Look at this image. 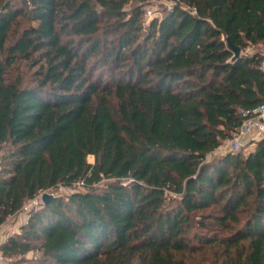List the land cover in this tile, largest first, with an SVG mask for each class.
<instances>
[{"label": "trees", "instance_id": "obj_1", "mask_svg": "<svg viewBox=\"0 0 264 264\" xmlns=\"http://www.w3.org/2000/svg\"><path fill=\"white\" fill-rule=\"evenodd\" d=\"M148 1L0 0V225L72 190L2 256L264 264V138L216 154L264 102V0Z\"/></svg>", "mask_w": 264, "mask_h": 264}, {"label": "rangeland", "instance_id": "obj_2", "mask_svg": "<svg viewBox=\"0 0 264 264\" xmlns=\"http://www.w3.org/2000/svg\"><path fill=\"white\" fill-rule=\"evenodd\" d=\"M173 5H174V0H149L144 7V14H143L144 23L145 24L149 23L153 18H161L163 11L169 10ZM147 12H150V15H147ZM253 147H254V143L251 144L250 138L245 137L242 139L238 151H243V153L246 154ZM227 152H231V150H230V146L225 144L216 151V154L217 155L225 154ZM87 161L89 163H92L93 158L88 157ZM75 189H79V188L76 187ZM70 190L60 191L59 189H57L53 191L51 195L66 197L72 191ZM33 209L35 208L32 206L29 208L30 210L29 212L21 211L17 215L8 218L5 221V223L0 225V244L3 243L5 240H7L9 236L19 233L20 227L27 221L28 214ZM2 258H3V264H35L36 260L38 259V254L36 252H30L24 256H10V257L2 256Z\"/></svg>", "mask_w": 264, "mask_h": 264}, {"label": "built area", "instance_id": "obj_3", "mask_svg": "<svg viewBox=\"0 0 264 264\" xmlns=\"http://www.w3.org/2000/svg\"><path fill=\"white\" fill-rule=\"evenodd\" d=\"M147 15H150V12H147ZM242 115L245 116L246 114L242 113ZM245 137L250 138L251 144L264 138V102L253 111V115L243 121L241 126L236 129L232 137L227 140L225 144L230 146L231 152H238L241 141ZM59 190L62 191L63 189L59 188ZM44 193L48 194L47 191H44L38 194L34 199L27 201L23 205L21 211L29 212L30 207L33 206L34 208H36L40 204H42L41 197ZM0 264H3V258L1 253Z\"/></svg>", "mask_w": 264, "mask_h": 264}, {"label": "water", "instance_id": "obj_4", "mask_svg": "<svg viewBox=\"0 0 264 264\" xmlns=\"http://www.w3.org/2000/svg\"><path fill=\"white\" fill-rule=\"evenodd\" d=\"M227 44L233 50L235 57H237L239 55L240 50L236 47H233L228 39H227ZM52 198H53L52 195L44 193L41 197V202L42 204H47V202Z\"/></svg>", "mask_w": 264, "mask_h": 264}, {"label": "crops", "instance_id": "obj_5", "mask_svg": "<svg viewBox=\"0 0 264 264\" xmlns=\"http://www.w3.org/2000/svg\"><path fill=\"white\" fill-rule=\"evenodd\" d=\"M262 57H263V60H262V68H263V70H264V51H263V53H262Z\"/></svg>", "mask_w": 264, "mask_h": 264}]
</instances>
